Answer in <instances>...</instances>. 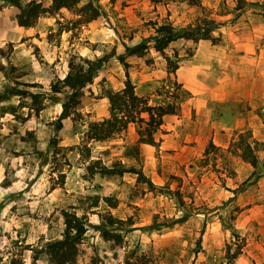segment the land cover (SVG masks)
<instances>
[{"label":"rangeland","instance_id":"1","mask_svg":"<svg viewBox=\"0 0 264 264\" xmlns=\"http://www.w3.org/2000/svg\"><path fill=\"white\" fill-rule=\"evenodd\" d=\"M92 3L96 19L87 21L78 3L29 27L16 23L15 6L0 9V47L11 45L1 58L0 93L21 92L0 101V264H49L44 245L62 236L63 211L87 227L76 264H264V0ZM163 23L213 27L217 41L178 39L155 51L152 37ZM139 42L150 44L145 54L125 56ZM118 55L148 105L176 106L153 143L141 142L140 121L108 139L84 140L90 121L110 116L105 91L124 85ZM98 58L82 107L56 129L65 94L51 85L70 63ZM244 111L262 115L263 124L255 135L252 127L230 134ZM241 132L250 134L255 166L239 156ZM96 161L139 170L147 181L132 171L92 173ZM108 214L122 221L107 225ZM99 227L119 238L103 239Z\"/></svg>","mask_w":264,"mask_h":264},{"label":"trees","instance_id":"2","mask_svg":"<svg viewBox=\"0 0 264 264\" xmlns=\"http://www.w3.org/2000/svg\"><path fill=\"white\" fill-rule=\"evenodd\" d=\"M192 5H199L200 0H189ZM3 2H7L17 8L15 14L16 23L22 27L32 26L35 21L44 14L53 15L63 8H70L78 3H82L79 12L85 19L92 20L99 16V11L94 7L92 0H0V9ZM213 27L203 28L202 26L192 25L188 27H176L171 23H163L155 28V35L152 37V47L155 51L161 52L167 45L175 40L183 39L196 42L200 39H209L212 43H216L217 38L211 34ZM150 44L139 42L132 46H126L125 56L139 57L145 54ZM11 50V45L0 47V71H4L6 64L1 62V58L7 56ZM119 61L123 64L125 72V81L122 88L118 90L107 89L105 96L109 102L110 116L101 119L92 120L88 123L85 132V141L87 140H105L114 134L124 130L129 123L136 121L144 122L146 125L147 138H141V142L153 143V132L161 125L162 117L167 114H174L176 106L173 103L160 104L157 106L148 105L145 99L138 96L134 91V84L130 80L131 66L124 60V55H118ZM104 58L97 60L84 59L81 62L70 63L69 71L66 75L51 85L54 93H64L65 98L61 103V112L56 119L55 128L60 129L63 120L70 115L77 113L82 107L81 89L91 83L96 76V71L100 68ZM177 68V65H174ZM14 66H10L13 70ZM21 92L14 88L7 89L0 93V101L5 100L9 96L18 95ZM33 98L38 94H31ZM147 116L148 120L144 121L142 116ZM250 134L241 132L238 134L237 147L240 149L239 156L252 166L257 163V157L248 138ZM209 145L212 146V143ZM94 165L96 169L94 170ZM91 172H98L101 175L123 174L127 171L137 173V178L147 181L143 173L133 168H127L121 163L113 166L99 164L98 161L93 162L89 166ZM148 184L153 186L149 181ZM97 201H94L96 204ZM64 229L60 238L48 240L44 245V252L47 255L49 264H76L79 252L80 241L86 231L85 221L81 216L75 213L63 211ZM107 225L114 222L122 221L108 214ZM100 234L103 239H116L119 235L116 232L99 227ZM1 262V257H0ZM126 264H134L129 261Z\"/></svg>","mask_w":264,"mask_h":264},{"label":"crops","instance_id":"3","mask_svg":"<svg viewBox=\"0 0 264 264\" xmlns=\"http://www.w3.org/2000/svg\"><path fill=\"white\" fill-rule=\"evenodd\" d=\"M18 28H21V27L18 26ZM248 99H250V97L249 96H245L242 101L244 103L246 101H248V103H250ZM260 107H261V110H264V105L260 106ZM254 116H256L257 122L259 121L258 123L256 122ZM261 116L262 115L251 114L250 111H244V113L240 112V113H238L237 117L234 119V123L228 125V129H229L228 132L230 133V131H233V129H237L238 131H242V130L245 129V127L246 128L247 127H252L254 129L253 131H254V135H255V131L259 130V126L258 125H262L263 124V121H262L263 119H262ZM255 124L256 125L258 124V125L255 126ZM224 128H226V127H224ZM218 129L220 131L223 128H218Z\"/></svg>","mask_w":264,"mask_h":264}]
</instances>
